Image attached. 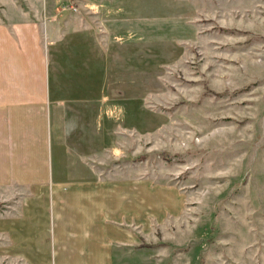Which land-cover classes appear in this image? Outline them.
<instances>
[{
    "label": "rangeland",
    "instance_id": "1",
    "mask_svg": "<svg viewBox=\"0 0 264 264\" xmlns=\"http://www.w3.org/2000/svg\"><path fill=\"white\" fill-rule=\"evenodd\" d=\"M47 3L78 11L76 0ZM30 5L0 0V16ZM106 8L109 43L80 35L59 43L58 96L106 103L110 123L126 128L96 171L159 186V221L144 227L140 262L128 252L126 264H264V0ZM23 193L0 189V219L19 212ZM6 244L0 232V264H23L7 257Z\"/></svg>",
    "mask_w": 264,
    "mask_h": 264
},
{
    "label": "crops",
    "instance_id": "2",
    "mask_svg": "<svg viewBox=\"0 0 264 264\" xmlns=\"http://www.w3.org/2000/svg\"><path fill=\"white\" fill-rule=\"evenodd\" d=\"M36 1L18 16H0V189L24 190L19 212L0 219L7 257L126 264L129 252L140 262L144 227L159 221V186L141 175L96 171L95 161L111 157L126 128L110 123L106 103L58 96L59 43L72 35L101 48L109 43L114 21L104 10L114 0H102L99 9L97 0H76L72 13ZM54 158L62 163L57 168ZM169 209L161 208L163 216Z\"/></svg>",
    "mask_w": 264,
    "mask_h": 264
},
{
    "label": "built area",
    "instance_id": "3",
    "mask_svg": "<svg viewBox=\"0 0 264 264\" xmlns=\"http://www.w3.org/2000/svg\"><path fill=\"white\" fill-rule=\"evenodd\" d=\"M74 11H76L77 9L75 7L72 8Z\"/></svg>",
    "mask_w": 264,
    "mask_h": 264
},
{
    "label": "trees",
    "instance_id": "4",
    "mask_svg": "<svg viewBox=\"0 0 264 264\" xmlns=\"http://www.w3.org/2000/svg\"><path fill=\"white\" fill-rule=\"evenodd\" d=\"M155 246H157V244H154Z\"/></svg>",
    "mask_w": 264,
    "mask_h": 264
}]
</instances>
